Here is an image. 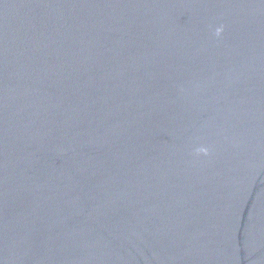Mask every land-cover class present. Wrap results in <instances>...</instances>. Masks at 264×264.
I'll list each match as a JSON object with an SVG mask.
<instances>
[{
    "label": "water",
    "instance_id": "water-1",
    "mask_svg": "<svg viewBox=\"0 0 264 264\" xmlns=\"http://www.w3.org/2000/svg\"><path fill=\"white\" fill-rule=\"evenodd\" d=\"M0 264H264V0H0Z\"/></svg>",
    "mask_w": 264,
    "mask_h": 264
}]
</instances>
